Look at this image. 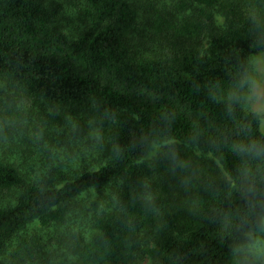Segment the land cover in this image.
I'll use <instances>...</instances> for the list:
<instances>
[{
  "label": "clouds",
  "instance_id": "clouds-1",
  "mask_svg": "<svg viewBox=\"0 0 264 264\" xmlns=\"http://www.w3.org/2000/svg\"><path fill=\"white\" fill-rule=\"evenodd\" d=\"M0 264H264V0H0Z\"/></svg>",
  "mask_w": 264,
  "mask_h": 264
}]
</instances>
